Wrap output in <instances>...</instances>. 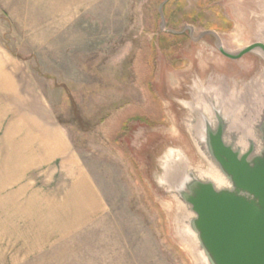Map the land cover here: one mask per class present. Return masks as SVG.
<instances>
[{"label":"rangeland","instance_id":"obj_1","mask_svg":"<svg viewBox=\"0 0 264 264\" xmlns=\"http://www.w3.org/2000/svg\"><path fill=\"white\" fill-rule=\"evenodd\" d=\"M260 41L264 0H0V148L39 106L106 208L30 264H204L150 149L187 138L174 101L200 86L243 103L264 69L220 49Z\"/></svg>","mask_w":264,"mask_h":264},{"label":"water","instance_id":"obj_2","mask_svg":"<svg viewBox=\"0 0 264 264\" xmlns=\"http://www.w3.org/2000/svg\"><path fill=\"white\" fill-rule=\"evenodd\" d=\"M220 52L254 56L264 69L262 41ZM263 76L243 103L228 86H200L174 101L197 164L168 141L150 149L152 178L182 205L184 234L204 264H264Z\"/></svg>","mask_w":264,"mask_h":264},{"label":"crops","instance_id":"obj_3","mask_svg":"<svg viewBox=\"0 0 264 264\" xmlns=\"http://www.w3.org/2000/svg\"><path fill=\"white\" fill-rule=\"evenodd\" d=\"M32 109L36 115L13 122L20 128L0 148V264L34 262L106 210L71 142Z\"/></svg>","mask_w":264,"mask_h":264},{"label":"flooded vegetation","instance_id":"obj_4","mask_svg":"<svg viewBox=\"0 0 264 264\" xmlns=\"http://www.w3.org/2000/svg\"><path fill=\"white\" fill-rule=\"evenodd\" d=\"M219 55L222 57V59L224 58L225 60H227L228 61V63L230 62V64L231 63H235L236 61H239L240 59H230V58H227L223 53H219ZM246 56V55H245ZM247 56H249V55H247ZM233 65V64H232ZM256 65H258L259 66V63H256ZM257 66V67H258ZM185 139V140H184ZM181 138V139H174V140H171V141H168L170 144H173V145H175V146H178V147H180L181 149H183L186 153H187V155H188V157H189V159L191 160V162H193L194 164H197V159H195L194 158V156H193V151H192V149L190 148V145H189V143H188V140L186 139V138Z\"/></svg>","mask_w":264,"mask_h":264}]
</instances>
